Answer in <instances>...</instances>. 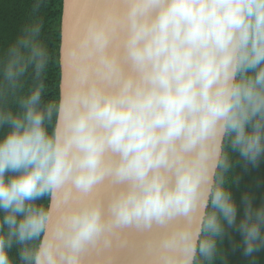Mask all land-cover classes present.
I'll list each match as a JSON object with an SVG mask.
<instances>
[{
    "label": "clouds",
    "instance_id": "obj_1",
    "mask_svg": "<svg viewBox=\"0 0 264 264\" xmlns=\"http://www.w3.org/2000/svg\"><path fill=\"white\" fill-rule=\"evenodd\" d=\"M42 31L0 55V264H85L154 226L157 264H216L228 229L255 264L264 204L238 220L231 189L264 159V0H109L61 47L55 101Z\"/></svg>",
    "mask_w": 264,
    "mask_h": 264
},
{
    "label": "trees",
    "instance_id": "obj_2",
    "mask_svg": "<svg viewBox=\"0 0 264 264\" xmlns=\"http://www.w3.org/2000/svg\"><path fill=\"white\" fill-rule=\"evenodd\" d=\"M36 0H0V55L15 41L21 29L39 17L43 22L42 39L52 54V64L48 71L45 95L46 101H55L59 96L61 69L59 52L61 46V21L63 14V0H40V8L34 11ZM232 186L233 199L238 205V220L243 215L241 198L245 193L253 196L254 206L264 204V159L258 166L237 165L234 169ZM238 232L228 229L222 240L220 254L216 264H248V258L242 255L241 249H234V242L241 240ZM15 261L16 250L10 253ZM255 264H264V251L255 257Z\"/></svg>",
    "mask_w": 264,
    "mask_h": 264
},
{
    "label": "water",
    "instance_id": "obj_3",
    "mask_svg": "<svg viewBox=\"0 0 264 264\" xmlns=\"http://www.w3.org/2000/svg\"><path fill=\"white\" fill-rule=\"evenodd\" d=\"M77 0H63V14H62V21H61V46H67L71 43L74 36L83 29L85 25V21L88 17L92 15L101 14L105 9H102L99 11L101 6H99L100 2L106 1V0H78L79 1V10H75V3ZM60 69H61V80H60V86L64 87L67 85L68 82V75L71 71V65L70 61L65 59L64 61H60ZM106 183H102L97 187L98 193L96 194L99 197H103L104 195H101L102 188L104 187ZM114 187V186H113ZM113 190V189H112ZM105 194V193H103ZM104 201H107V197H103ZM163 231V229L154 226L150 231H143L138 230L134 227H129L128 229H125L121 235L122 238H126V244H121V250H117L118 254L116 255L118 259V262L120 264L121 261H125L126 256L129 257H135L142 254H145L148 258L154 259L153 264H157V250L153 247H149L150 241H156L159 238L160 233ZM137 249L138 252L136 251ZM137 254V255H136ZM108 255H106L104 248L103 249H96L94 248L93 251L89 252L87 251L85 253L84 259H94L98 258V262H95L94 264H101V262L104 260L105 264H109L108 261ZM114 256L112 257V259ZM114 263L113 260H111V263ZM86 264V263H85Z\"/></svg>",
    "mask_w": 264,
    "mask_h": 264
},
{
    "label": "bare ground",
    "instance_id": "obj_4",
    "mask_svg": "<svg viewBox=\"0 0 264 264\" xmlns=\"http://www.w3.org/2000/svg\"><path fill=\"white\" fill-rule=\"evenodd\" d=\"M108 3H109V0L100 2L99 6H101V8L99 9V11L102 9H105L106 6L108 5ZM78 6H79V1L77 0L75 3V10L80 9V8H78ZM105 183L106 184L104 185V187L101 190L102 191L101 195H104L103 197L108 198L109 194L111 193V191L113 189V185L109 184L108 182H105ZM97 193H98V190L96 189V194ZM103 193H105V194H103ZM126 241H127V239L126 238L124 239V237L122 238V235H120V237L114 236L112 244L109 247L104 248L106 255L111 256V257L114 256V258L112 259L114 261V263L112 262L111 264H119V262H118L119 258L116 259L117 258L116 255L118 254L117 250H121V244L122 243L126 244ZM93 250H94V248L89 249L88 251L91 252ZM138 250H140V249H137L136 251L138 252ZM85 261H86L85 262L86 264H94L95 262H98V258H94V259H88L87 258V259H85ZM153 261H154V259H150V257L148 258L147 256H145V254H142L139 256H135V257L126 256L125 261H121L120 264H153Z\"/></svg>",
    "mask_w": 264,
    "mask_h": 264
}]
</instances>
